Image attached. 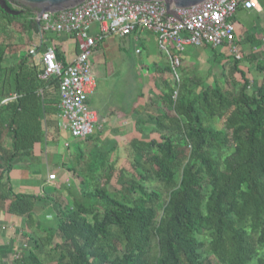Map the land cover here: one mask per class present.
<instances>
[{
	"label": "trees",
	"instance_id": "trees-1",
	"mask_svg": "<svg viewBox=\"0 0 264 264\" xmlns=\"http://www.w3.org/2000/svg\"><path fill=\"white\" fill-rule=\"evenodd\" d=\"M7 6L19 14L0 7L3 40H13L8 29L27 36L39 32L32 11ZM8 47L0 44V126L6 125L11 142L10 154L4 157L0 149V201L7 213L24 219L28 245L13 264H264L263 61L246 58L262 75L255 88L241 59L232 61L236 79L229 91L215 86L194 94L185 82L167 87L161 100L168 111L153 119L158 138L132 144L140 161L119 169L120 190H109L111 168L105 184L95 179L61 210L53 231L38 228L34 218V206L44 199L15 194L10 172L13 160L42 139L40 110L57 81L42 82L43 69L31 55L2 68ZM11 94L17 100L1 105ZM48 99L57 105L53 96Z\"/></svg>",
	"mask_w": 264,
	"mask_h": 264
},
{
	"label": "crops",
	"instance_id": "crops-1",
	"mask_svg": "<svg viewBox=\"0 0 264 264\" xmlns=\"http://www.w3.org/2000/svg\"><path fill=\"white\" fill-rule=\"evenodd\" d=\"M233 24L236 46L243 64L247 62L246 58L252 56L264 62V0H257V7L253 10L240 8L233 17ZM8 33L13 34V40H3L0 35V44L9 46L3 56L2 68L16 67L31 49L36 51L32 56L34 63L41 65L42 69L41 53L45 49L53 48L68 65L74 62L78 54L77 44L69 35L39 30L27 36L17 34L12 29H8ZM108 41L116 48L105 50ZM131 48L134 55L140 58V63L127 64L123 59L125 52ZM108 55L117 58L115 64H112L114 59L108 63ZM180 58V84L185 82L194 94L201 89L221 86L220 83L226 87L234 59L228 47H188ZM97 62L101 68H96ZM91 66L96 87L88 97L87 105L98 115L99 124L95 133L86 139L72 137L66 123L59 117L57 86V90L48 96L51 99L53 96L57 105L48 101L47 97L44 113L40 110L42 139L12 162L10 181L13 192L44 199L33 208L38 228L56 230L61 210L72 206L74 197L88 190L95 179L105 184L110 169L114 168L110 190L117 183L119 169L130 170L134 161H140L133 155L132 144L158 138L153 119L168 111L161 98L167 87L177 85L169 60L159 50L155 35L141 29L125 38L109 37L98 42ZM120 73L132 75L123 77L126 80L120 85L101 84L114 78L120 79L117 76ZM249 76L253 87L259 86L262 75L253 70ZM129 79H132L131 83ZM46 91L43 88L38 90L42 100H45ZM16 100L17 96L11 94L1 105ZM1 117L6 123L10 112L5 110ZM9 138L6 125H1L0 149L4 157L10 154ZM51 175L56 177L55 181H49ZM2 228L6 232H1ZM24 231V219L7 213L5 204L0 201V244L11 260V251H14L12 249L16 243L21 250L28 248L24 239L19 238ZM36 231L33 229L29 232L37 237Z\"/></svg>",
	"mask_w": 264,
	"mask_h": 264
},
{
	"label": "built area",
	"instance_id": "built-area-1",
	"mask_svg": "<svg viewBox=\"0 0 264 264\" xmlns=\"http://www.w3.org/2000/svg\"><path fill=\"white\" fill-rule=\"evenodd\" d=\"M256 7L257 0H206L199 6L176 9L181 22L167 14L166 4L157 0H86L68 11L45 13L39 19L40 32L72 36L78 54L71 65L64 67L53 48L45 49L41 53L43 72L39 79L57 81L59 117L72 137L86 139L95 133L99 124L97 113L87 105L96 87L91 58L98 42L109 37L125 38L139 29L154 34L179 87L180 55L188 47L226 46L234 59H241L233 17L240 8ZM35 54V49L29 51V55ZM177 96L178 89L174 98ZM55 179L54 175L49 176L50 182Z\"/></svg>",
	"mask_w": 264,
	"mask_h": 264
},
{
	"label": "water",
	"instance_id": "water-1",
	"mask_svg": "<svg viewBox=\"0 0 264 264\" xmlns=\"http://www.w3.org/2000/svg\"><path fill=\"white\" fill-rule=\"evenodd\" d=\"M86 0H0V7L7 13L13 16L19 14L14 10L8 8L7 4H11L21 10H30L37 17V23L39 19L45 13L56 14L64 11L71 10ZM131 1V0H130ZM138 2H145L150 0H133ZM164 2L167 7V14L172 15L179 20L176 9H186L195 6H199L206 0H157ZM180 21V20H179ZM181 22V21H180Z\"/></svg>",
	"mask_w": 264,
	"mask_h": 264
},
{
	"label": "rangeland",
	"instance_id": "rangeland-1",
	"mask_svg": "<svg viewBox=\"0 0 264 264\" xmlns=\"http://www.w3.org/2000/svg\"><path fill=\"white\" fill-rule=\"evenodd\" d=\"M17 8V7H16ZM118 43H119V41H117ZM115 44H117L116 42H115ZM111 48H116V46L112 43V42H107V44H106V46H105V50H107V49H111ZM106 59L108 60V63L110 64V61L112 60V59H114L115 60V62H113L112 61V64H115L116 63V61H117V58H112V57H110L109 55L106 57ZM123 59L127 62V64H136V63H140V58H138V57H136L135 55H134V51L132 50V48L131 49H128V51H126L125 52V56L123 57ZM95 66H96V68L98 69V68H101V66H100V64L97 62L96 64H95ZM242 68H243V70L246 72V73H249L250 74V71L252 72L253 70H254V66L253 65H250V64H248L247 62H244V64L242 63ZM232 68V67H231ZM248 71V72H247ZM132 74H130V73H120V74H118L117 76H119L120 77V79H116V78H114V79H111V80H109L107 83L105 82V81H103V82H101V84L102 85H104V84H114V85H120V84H122L126 79L125 78H123V77H127V76H131ZM122 77V78H121ZM250 77V76H249ZM236 78L234 77V76H231V73L229 74V85L228 84H226V87H224L227 91H229L230 90V88H231V84H232V82H234V80H235ZM130 81V83L132 82V79H129ZM220 85H221V87L222 86H224L225 84H223V83H220ZM133 86H134V84H133ZM129 178V177H128ZM129 181L131 180V178H129L128 179ZM110 190L111 191H115V190H120V188L119 187H117L116 185H114L112 188H110ZM1 232H6V231H1ZM36 235H38L39 236V233L38 232H36ZM20 238V240H22L23 241V238L20 236L19 237ZM15 247L12 249V250H14V251H11V253H12V260L10 259V257L9 256H7V254H5V256H4V264H13V261L17 258V256L18 255H20L21 253H24V252H26V250H21L20 248H18L17 246V243L14 245ZM47 264H55V263H53V262H47Z\"/></svg>",
	"mask_w": 264,
	"mask_h": 264
}]
</instances>
